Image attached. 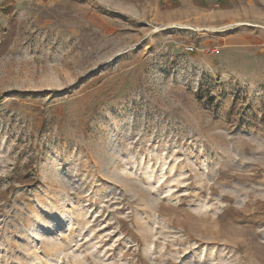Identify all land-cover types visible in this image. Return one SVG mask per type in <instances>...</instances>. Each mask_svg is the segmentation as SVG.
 Here are the masks:
<instances>
[{
  "label": "rangeland",
  "instance_id": "1",
  "mask_svg": "<svg viewBox=\"0 0 264 264\" xmlns=\"http://www.w3.org/2000/svg\"><path fill=\"white\" fill-rule=\"evenodd\" d=\"M169 1L0 0V264H264V19Z\"/></svg>",
  "mask_w": 264,
  "mask_h": 264
},
{
  "label": "crops",
  "instance_id": "2",
  "mask_svg": "<svg viewBox=\"0 0 264 264\" xmlns=\"http://www.w3.org/2000/svg\"><path fill=\"white\" fill-rule=\"evenodd\" d=\"M177 1L170 0L169 2ZM181 1V0H178ZM191 3L198 4L202 0H187ZM230 3H234L235 6L226 7L219 10V13L224 19H248L254 20L258 18L264 19V0L260 4L258 0H231ZM177 17L176 14L169 12L167 14L168 20L174 21Z\"/></svg>",
  "mask_w": 264,
  "mask_h": 264
},
{
  "label": "built area",
  "instance_id": "3",
  "mask_svg": "<svg viewBox=\"0 0 264 264\" xmlns=\"http://www.w3.org/2000/svg\"><path fill=\"white\" fill-rule=\"evenodd\" d=\"M216 5L218 6V3H216ZM185 49L187 51H194L195 47L193 45H185ZM211 51H212V53H219L220 52L218 47L217 48H212Z\"/></svg>",
  "mask_w": 264,
  "mask_h": 264
},
{
  "label": "bare ground",
  "instance_id": "4",
  "mask_svg": "<svg viewBox=\"0 0 264 264\" xmlns=\"http://www.w3.org/2000/svg\"><path fill=\"white\" fill-rule=\"evenodd\" d=\"M238 23H242V22H238ZM230 25V24H229ZM228 26V25H227Z\"/></svg>",
  "mask_w": 264,
  "mask_h": 264
}]
</instances>
